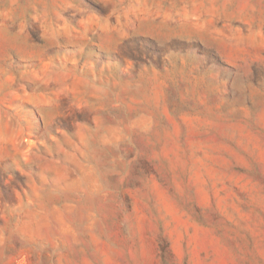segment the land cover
Here are the masks:
<instances>
[{
  "label": "rangeland",
  "instance_id": "rangeland-1",
  "mask_svg": "<svg viewBox=\"0 0 264 264\" xmlns=\"http://www.w3.org/2000/svg\"><path fill=\"white\" fill-rule=\"evenodd\" d=\"M0 264H264V0H0Z\"/></svg>",
  "mask_w": 264,
  "mask_h": 264
}]
</instances>
